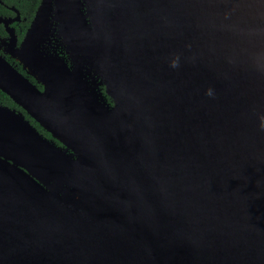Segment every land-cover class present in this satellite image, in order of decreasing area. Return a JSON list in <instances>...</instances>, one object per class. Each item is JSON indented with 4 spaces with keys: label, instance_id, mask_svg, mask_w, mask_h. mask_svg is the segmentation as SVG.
<instances>
[{
    "label": "water",
    "instance_id": "95a60500",
    "mask_svg": "<svg viewBox=\"0 0 264 264\" xmlns=\"http://www.w3.org/2000/svg\"><path fill=\"white\" fill-rule=\"evenodd\" d=\"M15 11L45 89L0 54V90L63 146L0 104V264H264V0H42L20 46Z\"/></svg>",
    "mask_w": 264,
    "mask_h": 264
},
{
    "label": "flooded vegetation",
    "instance_id": "af4514ba",
    "mask_svg": "<svg viewBox=\"0 0 264 264\" xmlns=\"http://www.w3.org/2000/svg\"><path fill=\"white\" fill-rule=\"evenodd\" d=\"M12 9H13V7H12ZM14 10V12H15V14L13 15V16H9V17H15L16 16V11L15 10H17V9H13ZM20 13V12H19ZM22 21V17H21V14H20V19L19 20H17V21H14L11 25L15 28V26H14V24H16V23H20ZM32 22V21H31ZM30 25H31V23H30ZM30 27V26H29ZM28 27V28H29ZM28 28H27V30H28ZM15 30H16V28H15ZM27 30H26V32H27ZM7 32V31H6ZM17 34V33H16ZM25 35H26V33H25ZM25 35L23 36V38L20 40L19 38H18V43H17V46H20V44H21V42L23 41V39H24V37H25ZM18 36V35H17ZM51 39H50V41H48L47 43H46V47H47V51L49 52H51V53H53V54H58L59 55V57L60 58H62V59H64L67 63H68V65L71 67V69H73L74 68V66H75V64L76 63H78V61H79V58H78V56H75L71 51H68V49H67V46H66V44H64V39H63V37L60 35V33H59V29H57L55 32H54V34L53 35H51V37H50ZM58 39L60 40V44L59 43H56L57 41H58ZM7 41H8V33H7V36H5V37H0V54L1 55H3L8 61H10L11 62V60L10 59H14V61L16 60L17 61V64L18 65H20V66H22V69L24 70V72L26 73H23L22 71H20L19 69H18V67L14 64V63H12L23 75H25L26 77H28L29 79H30V81L34 84V85H36V87H38L40 90H44L45 89V84H43L42 82H40L39 80H38V78L35 76V75H33L31 72H30V70L28 69V68H25V66H24V64L20 61V60H18L17 58H15V57H13L8 51H7V45H6V43H7ZM54 43H55V45H54ZM65 46V48H66V56H64V55H62V54H60V53H63L62 51L59 53L58 51H57V49L59 48V47H64ZM85 65V67L86 68H88L89 70H88V72H85L84 70L83 71H81V72H79V73H77L78 74V76L76 75V77H77V79H78V81H80V79H81V76H82V79H85V80H87L88 81V83H89V87H90V89L92 90L93 89V91L98 95V98H99V100L100 101H102V103H104L105 105H107V106H109V107H112L113 105H114V100L107 94V92H106V86H105V84L103 83V81L101 80V78H100V76L98 75V74H96L93 70L92 71H90V67L85 63L84 64ZM14 102V101H13ZM15 103V102H14ZM2 106H5V107H8V108H10L11 110H14V111H16L17 113H20V114H23V116L25 117V119L27 120V121H29L30 122V124L33 126V127H35L36 129H37V127L31 122V120L29 119V118H27V115H29L21 106H19V105H17L16 103V106H9V105H5V104H2V103H0ZM25 112V113H24ZM30 116V115H29ZM31 117V116H30ZM32 118V117H31ZM33 119V118H32ZM37 131L41 134V135H43L38 129H37ZM44 136V135H43Z\"/></svg>",
    "mask_w": 264,
    "mask_h": 264
},
{
    "label": "trees",
    "instance_id": "16d2710c",
    "mask_svg": "<svg viewBox=\"0 0 264 264\" xmlns=\"http://www.w3.org/2000/svg\"><path fill=\"white\" fill-rule=\"evenodd\" d=\"M42 0H0V16L2 17H9L13 16L15 14L14 8L17 9L22 17V21L20 23L14 24L16 28V33L18 35V38L21 40L23 36L26 33L27 28L30 26L31 21L33 20L35 13L40 5ZM13 7V9H12ZM7 36V32L5 29V26L3 24H0V37ZM56 43L60 44V40ZM55 45V43H54ZM57 51L60 53L61 51L63 53H60L64 56H66V48L59 47ZM12 63H14L20 71L23 73L24 70L22 69V66L17 64V61L14 59H10ZM26 74V73H25ZM0 103L9 105V106H16V104L13 102V100L2 90H0ZM25 113V112H24ZM27 118L31 120V122L37 127V129L49 140L53 141L59 146H63L59 141H57L55 138H53L52 134L46 131L38 122H36L34 119H32L29 115H27Z\"/></svg>",
    "mask_w": 264,
    "mask_h": 264
},
{
    "label": "bare ground",
    "instance_id": "6f19581e",
    "mask_svg": "<svg viewBox=\"0 0 264 264\" xmlns=\"http://www.w3.org/2000/svg\"><path fill=\"white\" fill-rule=\"evenodd\" d=\"M7 248H8V246L5 243H3L2 241H0V252L6 250Z\"/></svg>",
    "mask_w": 264,
    "mask_h": 264
},
{
    "label": "clouds",
    "instance_id": "9594fccd",
    "mask_svg": "<svg viewBox=\"0 0 264 264\" xmlns=\"http://www.w3.org/2000/svg\"><path fill=\"white\" fill-rule=\"evenodd\" d=\"M173 66H175V65H173Z\"/></svg>",
    "mask_w": 264,
    "mask_h": 264
}]
</instances>
